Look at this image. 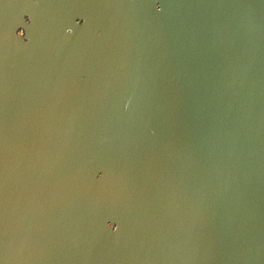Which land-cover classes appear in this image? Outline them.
<instances>
[{"label": "water", "instance_id": "1", "mask_svg": "<svg viewBox=\"0 0 264 264\" xmlns=\"http://www.w3.org/2000/svg\"><path fill=\"white\" fill-rule=\"evenodd\" d=\"M0 181V264H264V0H0Z\"/></svg>", "mask_w": 264, "mask_h": 264}, {"label": "snow or ice", "instance_id": "2", "mask_svg": "<svg viewBox=\"0 0 264 264\" xmlns=\"http://www.w3.org/2000/svg\"><path fill=\"white\" fill-rule=\"evenodd\" d=\"M72 19H75V16H73ZM63 26L65 31H68L71 28V23H65ZM4 213L3 184L2 181H0V246H3L7 242V235L4 228Z\"/></svg>", "mask_w": 264, "mask_h": 264}]
</instances>
